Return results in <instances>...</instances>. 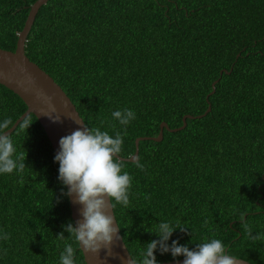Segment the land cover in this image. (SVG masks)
<instances>
[{
    "label": "trees",
    "instance_id": "1",
    "mask_svg": "<svg viewBox=\"0 0 264 264\" xmlns=\"http://www.w3.org/2000/svg\"><path fill=\"white\" fill-rule=\"evenodd\" d=\"M35 1L0 0L1 48L16 49ZM26 54L87 127L123 135L111 113H136L122 157L135 153L137 138L158 136L162 122L177 128L194 116L178 131L165 127L160 141H140L143 171L120 160L132 177L130 203L114 212L134 260L157 239L151 231L160 220L179 219L185 232L171 239L181 245L219 238L235 257L264 264V240L248 235L264 232V0H49ZM27 108L0 84L3 132ZM8 136L25 168L0 176V264H58L68 243L75 264H87L64 231L75 223L70 199L39 119L31 113Z\"/></svg>",
    "mask_w": 264,
    "mask_h": 264
},
{
    "label": "clouds",
    "instance_id": "2",
    "mask_svg": "<svg viewBox=\"0 0 264 264\" xmlns=\"http://www.w3.org/2000/svg\"><path fill=\"white\" fill-rule=\"evenodd\" d=\"M41 95L51 105L52 98L43 93ZM111 116L121 126L123 135L117 132L112 136L99 128L84 126L60 138L59 149L53 158L59 166L57 179L67 188L62 195L74 197L75 203L81 206V219L65 225L64 231L94 256L102 250L107 256L113 255L111 246L114 241L121 240V236L117 221L109 211L115 204L128 207L130 203L132 177L123 171L119 155L127 126L136 119V113L124 108L113 111ZM58 121V117L54 118V122ZM7 126V120L0 121V176L14 172L19 174L25 168L22 158L16 154L13 141L2 131ZM134 162L137 169L144 170L138 158ZM178 229L185 232V226H181L179 219L160 220L151 231L157 239L144 244L139 259L130 260V264H158L157 252L160 255L170 254L174 260L183 257L182 264H237L236 257L229 253L221 239L208 238L190 249L171 239ZM248 235L254 241L264 240V232L253 234L248 229ZM0 239L6 240L7 235L0 233ZM74 252L71 243L65 244L58 264H75Z\"/></svg>",
    "mask_w": 264,
    "mask_h": 264
},
{
    "label": "water",
    "instance_id": "3",
    "mask_svg": "<svg viewBox=\"0 0 264 264\" xmlns=\"http://www.w3.org/2000/svg\"><path fill=\"white\" fill-rule=\"evenodd\" d=\"M48 1L49 0H36L31 5L25 25L19 33L15 50L0 47V84L5 85L19 95L28 107L27 110L16 120L13 126L3 133L10 135L28 115L33 113L39 119L56 153L59 149L58 142L61 137L69 135L78 128H83L87 125L80 115L76 105L61 85L26 54V41L37 13ZM217 82L218 80L213 82V91L211 93L215 92V84ZM41 93L52 98L51 105L44 100ZM209 111H211V104L209 105L208 110L198 117L205 116ZM57 117L59 118V121L54 122V118ZM188 117L194 118L192 115H186L184 117V124L177 128H170L166 122H162L158 136H143L137 138L135 153L130 157H122L119 155V159L131 162H134L136 158L139 159V143L141 140L152 139L160 141L163 139L165 127L171 131L183 129L187 124L186 120ZM69 199L72 218L74 222H76L81 219V206L75 203L74 197H69ZM111 212L118 224L114 208L109 211V214H111ZM119 235L121 236V240L114 241L111 246L113 251V255L111 256H107L103 250L98 255L94 256L80 247L83 251L86 263L130 264V260L134 259L124 241L121 229ZM236 259L237 264H256L242 258L236 257ZM182 262L183 258L158 264H182Z\"/></svg>",
    "mask_w": 264,
    "mask_h": 264
}]
</instances>
